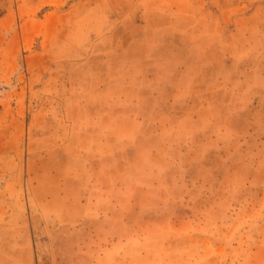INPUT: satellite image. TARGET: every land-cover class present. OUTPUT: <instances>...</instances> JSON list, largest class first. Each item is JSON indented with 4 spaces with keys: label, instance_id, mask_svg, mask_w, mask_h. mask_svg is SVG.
I'll list each match as a JSON object with an SVG mask.
<instances>
[{
    "label": "rangeland",
    "instance_id": "rangeland-1",
    "mask_svg": "<svg viewBox=\"0 0 264 264\" xmlns=\"http://www.w3.org/2000/svg\"><path fill=\"white\" fill-rule=\"evenodd\" d=\"M0 264H264V0H0Z\"/></svg>",
    "mask_w": 264,
    "mask_h": 264
}]
</instances>
